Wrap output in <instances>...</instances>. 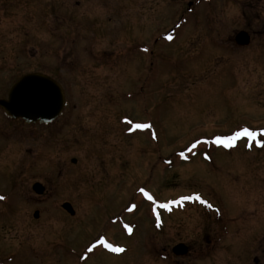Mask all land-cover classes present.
<instances>
[{"label": "rangeland", "instance_id": "374dc122", "mask_svg": "<svg viewBox=\"0 0 264 264\" xmlns=\"http://www.w3.org/2000/svg\"><path fill=\"white\" fill-rule=\"evenodd\" d=\"M188 1L0 0V98L36 70L66 98L48 125L0 111V264H228L264 237V39L237 48L239 10L205 0L166 38Z\"/></svg>", "mask_w": 264, "mask_h": 264}, {"label": "water", "instance_id": "95a60500", "mask_svg": "<svg viewBox=\"0 0 264 264\" xmlns=\"http://www.w3.org/2000/svg\"><path fill=\"white\" fill-rule=\"evenodd\" d=\"M190 4L191 2L188 3ZM244 34V32L238 33V41L243 39ZM64 105V92L61 85L39 72L22 75L9 88L7 97L0 99V108L4 114L12 119L20 118L25 124H47L60 115ZM71 162H76V159L72 158ZM31 189L34 193L41 195L45 187L35 181ZM61 207L70 215L74 214V209L69 202H63ZM33 217H38V210L33 212ZM171 251L177 256H182L187 253L188 247L180 242L173 245Z\"/></svg>", "mask_w": 264, "mask_h": 264}, {"label": "flooded vegetation", "instance_id": "af4514ba", "mask_svg": "<svg viewBox=\"0 0 264 264\" xmlns=\"http://www.w3.org/2000/svg\"><path fill=\"white\" fill-rule=\"evenodd\" d=\"M188 2H191V4L187 5L186 11L178 15L177 20L169 28L168 33L166 34L164 33L163 36L168 38L169 35H172L175 32H178V30H180L179 27H181V25L183 24L185 25L186 24L185 22L189 20V17H187V14H189V12L191 11L190 7L194 5L195 2L193 0L188 1ZM218 3L219 4L222 3L223 5H226L225 7H228V8L232 7L234 9L236 8L237 10H239V11H232L231 12L232 15L228 17L230 19V22H231V19H233L234 21V19H237V18L240 21V23H238L239 26H236L237 25L236 24L233 28H230V31L228 34L229 41H231L237 48L242 49V48L251 47V45L254 42H257L260 38L264 39V0H205L203 4L209 7V6H213V4L216 5ZM206 12L207 11L200 10V13L197 11L195 13H192V17H191L193 19L192 29L194 31L195 30L199 31L200 29L198 26L202 23L203 25L202 30L204 32L207 31L205 30L206 28H209V29L215 30L217 33H220L221 29L223 30V28L208 26V24H211L214 22V19L212 22L211 21L212 18L210 19V16H207V15L205 16L204 13L206 14ZM217 19L221 21L220 17H218ZM239 32L245 33L241 41H238V38H237V35ZM244 41L246 42L245 44L241 43ZM31 72L42 73L36 70V71L26 72L24 74L31 73ZM230 229L232 232L231 236L234 235L232 239L235 236H238L241 234V230L239 228H236L235 225L230 226L229 228V225L221 224L219 231L221 234H223V238L226 237V233L230 232ZM248 245H249L248 250L245 253V255L238 256L236 253L235 254L232 253L230 258H228L229 260L228 264H264V237H261L260 239L252 238V240L248 242ZM187 247H188V251L185 255L190 253L189 246Z\"/></svg>", "mask_w": 264, "mask_h": 264}, {"label": "snow or ice", "instance_id": "6c2138e0", "mask_svg": "<svg viewBox=\"0 0 264 264\" xmlns=\"http://www.w3.org/2000/svg\"><path fill=\"white\" fill-rule=\"evenodd\" d=\"M168 39H172L171 35L168 36ZM149 126L150 125H147V124H136L135 125V127H137V128H147ZM240 136H247V137H253L254 138L256 136V133L250 131L248 128H243L240 131L235 132L232 136H228V137H219L218 136V137L215 138V142L218 143V144H224L225 146H231L232 143L235 142L236 138L240 137ZM261 142L262 141H259V140L256 141V143H261ZM193 147H195V145H193ZM181 155H183V153H181ZM141 191H143V189H141ZM145 195H147V193H145ZM193 198H195L197 200L200 199L199 195H195V197H193V196L181 197V199H184V200H190V199H193ZM0 199H2V197H0ZM175 202L176 201H173V203H175ZM201 202L202 203H207L206 201H201ZM161 206L162 207H167V205H161ZM128 230L131 231L130 228ZM98 243H104V238L101 237L99 239ZM106 246L108 248H110L112 251H116V252L123 251V249L118 247V246H113L111 244H107ZM89 251H91V249H89Z\"/></svg>", "mask_w": 264, "mask_h": 264}]
</instances>
